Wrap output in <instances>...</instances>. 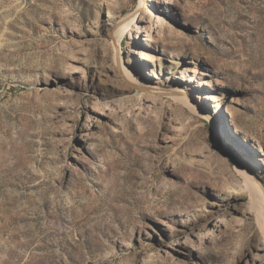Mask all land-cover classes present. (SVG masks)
Segmentation results:
<instances>
[{
    "label": "rangeland",
    "instance_id": "obj_1",
    "mask_svg": "<svg viewBox=\"0 0 264 264\" xmlns=\"http://www.w3.org/2000/svg\"><path fill=\"white\" fill-rule=\"evenodd\" d=\"M141 3L0 0V264H264V0Z\"/></svg>",
    "mask_w": 264,
    "mask_h": 264
},
{
    "label": "bare ground",
    "instance_id": "obj_2",
    "mask_svg": "<svg viewBox=\"0 0 264 264\" xmlns=\"http://www.w3.org/2000/svg\"><path fill=\"white\" fill-rule=\"evenodd\" d=\"M147 1L148 0H142V3H141V7L140 8H142V7H144V8H146V6H147ZM137 15V14H136ZM136 15L134 16V17H136ZM133 17V20L131 19L129 22H127L123 27L124 28H122L120 31H118L117 32V34H115V37H114V45H115V47H116V45H120L121 44V41H122V33H124V32H126V30L131 26V24H132V22L134 21V20H136V18H134ZM145 55V54H144ZM147 55V54H146ZM143 56V55H142ZM148 56H150V55H148ZM144 57V56H143ZM151 58V57H150ZM146 59V58H145ZM149 59V58H148ZM121 60V59H120ZM120 60H118L117 59V61L119 62ZM153 61V60H152ZM117 62V63H118ZM121 72H122V74L124 75V73H123V71L121 70ZM141 90H143V91H147V92H157V91H159V90H157V88H154V87H145V88H141ZM181 96H183V95H181ZM183 97H185V96H183Z\"/></svg>",
    "mask_w": 264,
    "mask_h": 264
}]
</instances>
